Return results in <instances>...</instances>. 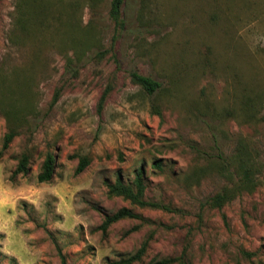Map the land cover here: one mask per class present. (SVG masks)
Listing matches in <instances>:
<instances>
[{
    "label": "rangeland",
    "instance_id": "obj_1",
    "mask_svg": "<svg viewBox=\"0 0 264 264\" xmlns=\"http://www.w3.org/2000/svg\"><path fill=\"white\" fill-rule=\"evenodd\" d=\"M20 1L0 0V264H119L144 243L132 264H264V0H124L120 23L112 0ZM241 143L257 185L213 207ZM139 166L166 208L108 195ZM123 207L140 217L104 232Z\"/></svg>",
    "mask_w": 264,
    "mask_h": 264
},
{
    "label": "trees",
    "instance_id": "obj_2",
    "mask_svg": "<svg viewBox=\"0 0 264 264\" xmlns=\"http://www.w3.org/2000/svg\"><path fill=\"white\" fill-rule=\"evenodd\" d=\"M22 1V0H21ZM20 1V2H21ZM36 3V0H33V4ZM124 0H112L111 7H110V16L112 20L116 23L121 22V13H122V5ZM75 60L71 57L68 60L67 67L68 69L74 70L73 62ZM132 80L140 85L144 91L148 94H153L161 87V82L152 78L151 76L144 75L136 70L131 72ZM108 91V90H107ZM107 91H105L101 97V104L106 98ZM58 93H56L54 97V102L58 100ZM13 139V133H9L4 141L3 147L6 149L8 148L11 140ZM243 142V141H241ZM55 159L53 158L52 154L49 153L42 164V170L38 175V180L40 182L51 181L54 177L55 173ZM28 158L24 156L17 168L18 172L25 171L28 165ZM89 165L88 160H82L81 164L77 168V171L80 172L84 170ZM155 165L157 167L161 166V162L156 160ZM229 165H233L235 167V175L239 177L236 184L231 188H225L222 192L216 194L210 199V204L213 207H222L226 202L231 200L237 192L246 191H253L257 185L256 182V166L254 159L249 155V151L245 144L240 145L238 152L232 157L230 162L223 163V170L231 171L229 169ZM145 170L143 166H139L135 170L134 179L131 182H124L122 177L118 175V177L113 181L107 182L108 187V195L109 196H120L124 199L130 200L131 203L145 207V206H152V207H159V208H166L165 205L158 203V202H151L146 200L145 192H146V182H145ZM140 215L134 212L132 209L123 207L116 211L113 214L106 213L104 215L103 222L101 224V229L105 232L110 225L115 222H118L122 219L126 218H139ZM146 248V244L144 243L142 247L132 256L127 259H122L118 263L119 264H132L133 261L139 260ZM178 262V264H185L182 258H165L163 260L158 261L155 264H171L174 262ZM62 264H68L65 257H62Z\"/></svg>",
    "mask_w": 264,
    "mask_h": 264
}]
</instances>
